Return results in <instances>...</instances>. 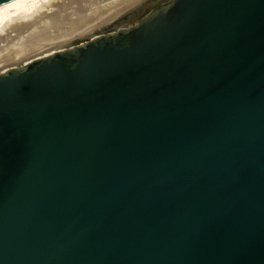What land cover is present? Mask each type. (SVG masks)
<instances>
[{
  "label": "water",
  "instance_id": "95a60500",
  "mask_svg": "<svg viewBox=\"0 0 264 264\" xmlns=\"http://www.w3.org/2000/svg\"><path fill=\"white\" fill-rule=\"evenodd\" d=\"M119 18L0 72V264H264V0Z\"/></svg>",
  "mask_w": 264,
  "mask_h": 264
},
{
  "label": "bare ground",
  "instance_id": "6f19581e",
  "mask_svg": "<svg viewBox=\"0 0 264 264\" xmlns=\"http://www.w3.org/2000/svg\"><path fill=\"white\" fill-rule=\"evenodd\" d=\"M143 0H10L0 5V72L65 47Z\"/></svg>",
  "mask_w": 264,
  "mask_h": 264
}]
</instances>
